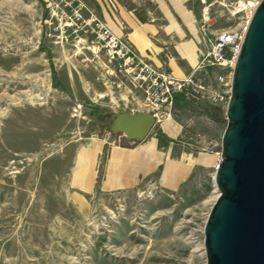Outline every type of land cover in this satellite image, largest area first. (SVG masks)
I'll return each mask as SVG.
<instances>
[{
  "label": "rangeland",
  "instance_id": "rangeland-1",
  "mask_svg": "<svg viewBox=\"0 0 264 264\" xmlns=\"http://www.w3.org/2000/svg\"><path fill=\"white\" fill-rule=\"evenodd\" d=\"M67 1L54 14L38 0H0V264H206L215 161L176 192L153 185L112 193L100 176L84 182V150L109 136L108 115L144 111L142 95L112 74L99 49V16ZM237 1L251 0L187 5L214 35L246 23L245 13L234 15ZM173 119L180 135L155 125L147 138L177 162L197 152L215 159L223 109L185 105Z\"/></svg>",
  "mask_w": 264,
  "mask_h": 264
},
{
  "label": "water",
  "instance_id": "water-1",
  "mask_svg": "<svg viewBox=\"0 0 264 264\" xmlns=\"http://www.w3.org/2000/svg\"><path fill=\"white\" fill-rule=\"evenodd\" d=\"M108 134L147 138L149 112L108 115ZM221 161L213 174L217 198L205 221L206 264H264V0L254 9L237 58Z\"/></svg>",
  "mask_w": 264,
  "mask_h": 264
},
{
  "label": "crops",
  "instance_id": "crops-1",
  "mask_svg": "<svg viewBox=\"0 0 264 264\" xmlns=\"http://www.w3.org/2000/svg\"><path fill=\"white\" fill-rule=\"evenodd\" d=\"M79 1L117 37L127 40L141 57L178 79L197 66L201 55L208 51L206 39L214 33L197 23L188 0H131L132 6L119 0ZM210 71L215 70L206 72ZM204 102L178 97L172 119L160 125L162 133L170 138L180 135L173 117L184 113L185 105L201 108ZM170 153L153 138L132 142L122 135L114 138L109 134L84 150V171L89 174L84 182L93 186L100 176L102 190L112 193L153 185L176 192L196 169L211 167L215 161L210 153L197 152L177 162L171 160Z\"/></svg>",
  "mask_w": 264,
  "mask_h": 264
},
{
  "label": "built area",
  "instance_id": "built-area-1",
  "mask_svg": "<svg viewBox=\"0 0 264 264\" xmlns=\"http://www.w3.org/2000/svg\"><path fill=\"white\" fill-rule=\"evenodd\" d=\"M38 1L54 14L60 10L62 3L66 6L71 4L67 0ZM260 1H237L234 15L245 13L246 23L236 28L220 30L212 39L207 38L208 51L201 55L191 73L181 79L162 71L141 57L127 40L117 37L103 22L92 20V31L100 44L99 49L104 50L107 63L114 67L112 74L116 78H123L134 91L142 95V110L153 115L155 125H161L172 119L173 106L178 97L193 103L207 101L226 113L235 64L248 22ZM208 69L216 71L213 79L207 76ZM221 156V149L215 152V170L220 164Z\"/></svg>",
  "mask_w": 264,
  "mask_h": 264
},
{
  "label": "bare ground",
  "instance_id": "bare-ground-1",
  "mask_svg": "<svg viewBox=\"0 0 264 264\" xmlns=\"http://www.w3.org/2000/svg\"><path fill=\"white\" fill-rule=\"evenodd\" d=\"M253 5V4H252ZM216 198H217V192H216V196L214 197V199H213V202L216 200Z\"/></svg>",
  "mask_w": 264,
  "mask_h": 264
},
{
  "label": "trees",
  "instance_id": "trees-1",
  "mask_svg": "<svg viewBox=\"0 0 264 264\" xmlns=\"http://www.w3.org/2000/svg\"><path fill=\"white\" fill-rule=\"evenodd\" d=\"M111 136H118L119 134H110Z\"/></svg>",
  "mask_w": 264,
  "mask_h": 264
}]
</instances>
